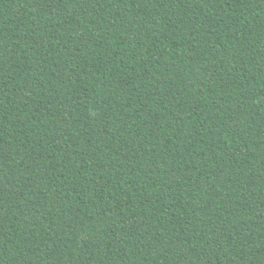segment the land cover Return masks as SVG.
Returning a JSON list of instances; mask_svg holds the SVG:
<instances>
[{
  "label": "trees",
  "instance_id": "obj_1",
  "mask_svg": "<svg viewBox=\"0 0 264 264\" xmlns=\"http://www.w3.org/2000/svg\"><path fill=\"white\" fill-rule=\"evenodd\" d=\"M0 264H264V0H0Z\"/></svg>",
  "mask_w": 264,
  "mask_h": 264
}]
</instances>
